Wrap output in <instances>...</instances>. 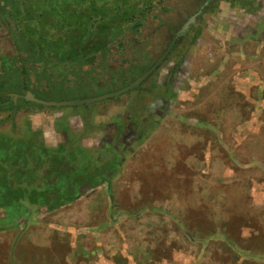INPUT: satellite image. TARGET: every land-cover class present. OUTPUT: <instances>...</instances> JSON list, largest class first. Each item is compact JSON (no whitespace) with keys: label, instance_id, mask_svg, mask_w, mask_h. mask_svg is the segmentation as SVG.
I'll return each mask as SVG.
<instances>
[{"label":"rangeland","instance_id":"rangeland-1","mask_svg":"<svg viewBox=\"0 0 264 264\" xmlns=\"http://www.w3.org/2000/svg\"><path fill=\"white\" fill-rule=\"evenodd\" d=\"M3 1L0 52H41V58L29 61L41 68L28 85L35 84L31 90L37 99L80 100L126 86L124 79L114 88L98 86L94 71L92 77L88 74L95 70V52L101 49L98 39L104 42L106 37L94 34L96 40L90 48L78 44V39L62 41V34L48 35L39 47L27 26H54V19L48 15L38 25L24 22L30 1L16 0L18 7L13 12L18 19L10 16ZM159 3L134 0L135 6L129 10L134 15L117 27L118 36ZM246 8L224 0L201 18L193 32L196 39L190 41L189 56L173 57L158 75L163 78L169 68H177L175 87L165 95L161 85L156 86L152 94L157 99L142 94L143 107L138 109L144 108V112L131 113L128 94L91 104V125L84 118L82 112L87 110L83 106L73 108L77 112L70 119L60 117L56 110L43 109L60 117L56 130H64L67 124L76 134L83 130L79 136L83 148L117 147L121 157L117 162L109 159L113 162L109 168L117 170L108 181L94 186L96 189L81 182L82 176H75L76 182H72L70 175L51 167L43 155L42 124L34 131L23 112L21 119L18 116L4 123L13 122L12 131L19 134L0 133V214L24 220L19 221L23 225L19 234H10L4 246L0 241V264H25V259L29 264H264V102L259 101L264 91L257 88L263 85L264 40L253 36ZM260 11H264V0ZM109 23L113 27L111 21L104 24ZM58 26L69 24L62 21ZM11 34L22 45H15ZM114 55L113 63L118 64L119 57ZM46 57H53V65L46 64L51 62H45ZM86 58L87 69L74 68ZM9 62L5 59L4 64ZM63 63L71 69L64 72ZM48 67L54 68L47 73ZM12 73H3L1 78L8 93L21 86L17 72ZM203 84L214 88L204 92ZM193 88H201L196 99L191 101L189 94L190 100H184L180 89ZM7 117L9 113H0V119ZM121 125L131 137L120 139L121 135L116 143ZM58 134L49 135L50 148L61 144ZM67 145L52 154L70 150ZM108 154L107 159L113 155ZM60 177L65 180L60 182ZM93 192L95 196L88 197ZM5 224L7 220L0 219V226Z\"/></svg>","mask_w":264,"mask_h":264},{"label":"flooded vegetation","instance_id":"flooded-vegetation-1","mask_svg":"<svg viewBox=\"0 0 264 264\" xmlns=\"http://www.w3.org/2000/svg\"><path fill=\"white\" fill-rule=\"evenodd\" d=\"M223 1L224 0H182V3H178L174 0H159L160 3L157 4L155 8L145 13L143 16L137 18V20L130 25L131 31L128 30V32H125L121 36H117L116 39L110 40V38L108 37L106 41L101 42L100 46L102 47L100 51L95 52L97 58L95 64H97V66H95L94 64L92 67H95V70L91 69L92 71H90L88 74H90V77H92V75H95L96 81L94 83L98 86H103V84H107L114 88L117 83L122 81V79L127 81L128 83L126 84V86H129L136 82L147 72H149V70L158 62V60L161 59L164 53L170 48L169 54L161 63L159 68L155 70L147 79H145L143 83H141L140 87L135 88L129 93H127L128 96H131L129 98V104L131 103L130 106H133L131 107V113H133V111L136 113H139V111L140 113L144 112V108L138 109L140 107H143V99L141 97L142 94L156 97V94L152 93L156 91V86L161 85V87L163 88V93L166 95L171 88L175 87L173 77H176V75L178 74L176 70L177 68H169L168 74H165V77L163 78L160 77L159 79L158 75L162 72L168 61H170L173 57L185 56L187 58L189 56L190 51L188 50V48L191 43L190 41L194 42L196 39L195 36H193V32L195 31L196 27L199 26V21L206 13H208L216 5ZM229 1L231 2L232 0ZM248 3L249 2L246 1V5H248ZM193 18L195 20L192 22ZM189 22L191 23L188 25V28L186 30H183L186 24ZM90 38L91 39L88 40L89 42L87 44L88 47L92 48V42L96 39L95 36H91ZM12 40L14 41V39ZM88 47L86 46L83 54L87 52L86 50H88ZM16 52L17 54H13L10 52L7 55H4L0 52V74L3 75V73H5V75H10L12 71L17 72L16 78L18 77L17 79L21 82V86L19 87L20 89L18 88L17 90L11 91L10 93L5 92V90H0V113H9V117H7V119H14L15 117L19 116L18 114L20 112H23V114H25V120L31 122L33 130H37L39 129L40 124L42 123L35 121L30 115V113H41L39 111H43V109L37 106L38 108L33 107V109L36 110H32V106L36 105H33L32 103L27 105L26 101L22 97H18L16 101H14V98H12L10 94L24 96L27 92H32V90L35 88V84L30 85V87L32 88L31 90V88H28V85L31 81L28 82V80L29 78H32L33 82L35 74H37V72L41 68H35L32 65L33 63H29L27 62V60L22 61V54L17 50ZM115 53H117V56L119 57V60L117 61L118 64L113 63ZM5 59H10L11 62L4 64ZM183 60L184 58H182V60L180 59L182 63L184 62ZM7 64H9L8 67ZM89 65L90 64L86 63L82 66L74 64V68L81 71V67L86 68ZM60 66L64 70V72L69 71V69H71L69 67V64L67 66L64 63ZM53 68L54 67H48L47 69L43 68V70L46 69L47 73H49L53 70ZM92 72L93 74L91 75ZM150 85H152L154 88L152 87L151 89ZM133 92L136 94H131ZM119 97L110 99L109 101L116 100ZM19 107L20 109L15 112V110ZM89 107L86 108L87 111H83L82 113L88 116V114L91 113L88 111ZM127 107L129 109V105H127ZM150 107L151 106L148 105L146 107V111L147 109H150ZM63 111V109L56 110L60 117H63L65 115L66 118L69 119L77 112L73 108L69 109L68 111ZM51 112H54V110ZM57 113L53 115L55 116L56 121L60 119ZM85 115L84 118L89 123V125H91V115L89 114L90 116L88 117ZM7 119H0V123L5 122L4 120ZM121 126H123V128L118 135V140L116 141V143L120 139H129V137H131L124 131V125ZM40 131H42L44 135L42 137L44 144L42 150L44 151H47L52 145H49L48 143L50 142L49 135L51 133L54 134L55 131L56 133L59 132V134L63 133L62 129H59L58 131L56 129L54 130L53 123H51L49 126H47V124H42V130ZM89 131H91V129ZM121 135L124 137H121ZM78 138L79 137H76L74 140H78L80 142V145H82L81 142L83 139ZM134 140H136V138ZM70 141L71 139H69V142ZM123 143L126 144L125 141H123ZM58 147L56 145V148ZM113 148L118 153L117 147L114 146Z\"/></svg>","mask_w":264,"mask_h":264},{"label":"trees","instance_id":"trees-1","mask_svg":"<svg viewBox=\"0 0 264 264\" xmlns=\"http://www.w3.org/2000/svg\"><path fill=\"white\" fill-rule=\"evenodd\" d=\"M29 1L30 3H29V7L27 8L28 11L26 13L24 22L27 21L28 23L31 24L34 23L38 25L41 24V18L47 17L48 15L51 19H54V26H27L30 27L29 31L32 32V34H34L35 38H37V41L35 42L37 45L39 44L42 45L46 40L45 38L48 35L57 36L61 34H62L61 38L63 39L62 41L78 39L77 41L78 44L81 42H83V44H87L89 42L87 38H90L91 36H95L94 34H98V35L100 34L101 36L99 37L103 38L104 36L106 37V40L108 37L110 38V40L116 39L118 36V33L116 32L117 27L122 26L123 24H125L126 21L128 22L129 21L128 17H133L134 13L129 12V10L132 11L133 7L135 6L134 0H29ZM246 1L249 2L248 5H246ZM231 2H238L242 6H246V7L250 6V0H232ZM33 3H38L40 5L34 6ZM3 6H5V8L10 9V10L7 9V12L10 14L11 17L18 19V17L13 12V9L18 7L16 5V0H5L3 1ZM107 20L111 21L113 27L111 26L110 23L107 25L104 24V23H108ZM62 21H64L66 24L68 23L69 26H58L59 23H61ZM80 23H82V25L89 24L91 26H80ZM95 25H99V26H95ZM60 30H63V33H61ZM128 30L131 31V26H129ZM81 38L85 40L81 41ZM16 39L14 40L15 45L18 46L22 45L23 42L19 39L17 40ZM98 42H100L101 45L102 42L101 39H98ZM78 44L76 43L73 44V46L72 45L71 46L73 48H76ZM73 48L70 47V50H73ZM18 51L22 54L21 56L23 57L21 59L22 61L27 60V62H29L32 59L38 57L41 58L42 56L41 52L40 51L38 52L37 49L35 55H30V54L28 55L26 53H23L24 51L22 50H18ZM55 56L57 57L56 53ZM52 58L53 57H46L47 60H45V62L51 61ZM61 59H63V57H61ZM85 63L89 64V59L86 58ZM85 63L84 60L80 59V63L76 62V65H80V64L83 65ZM46 64L53 65L52 61ZM1 78L2 75L0 74V79ZM1 82H0V90H4L5 89L4 84ZM37 106L41 109L45 108L44 106L36 105V107ZM19 109L20 107L17 108L15 112ZM53 110H57V109H53ZM13 120L14 119L10 118L4 121L8 122ZM67 144L68 145L66 147H69L70 150H65V149L57 150L56 154H52V150L63 148L59 146L58 148L55 149L49 148L47 151L43 150V155L48 159V162L51 164L52 168L58 167L61 169V172L64 175L67 174L70 175V178H73L72 182H76L75 176H82L83 179L81 180V182L84 181L90 182L93 186H97L102 184L103 181L105 180L108 181L110 174L114 175V173L116 172L117 169H115V166L112 169L109 168V166L112 167L113 162L115 161L117 162L119 156L118 153L114 150V148L111 147L110 145L105 148L89 150L83 148L78 140H73V141L71 140ZM109 151H111L113 155L109 156L110 158L107 159V155H109L108 154ZM109 159L113 160V162L112 161L109 162ZM106 161H108L110 164L109 163L105 164ZM44 171L45 174L50 173L48 172L47 169ZM91 172L94 173L92 174ZM72 175H74V177ZM70 178L69 181H71ZM62 179L65 180L64 178L61 177L58 178L60 182L62 181ZM78 187L79 186H77L76 188Z\"/></svg>","mask_w":264,"mask_h":264},{"label":"crops","instance_id":"crops-1","mask_svg":"<svg viewBox=\"0 0 264 264\" xmlns=\"http://www.w3.org/2000/svg\"><path fill=\"white\" fill-rule=\"evenodd\" d=\"M261 4H262V0H250V6L248 8H246L247 10L246 9L245 10L250 13V29H251V32H252L253 36H255V38L257 37V39H263L264 40V11H260L261 10ZM260 74H261V80H262V84L263 85H259L258 84L257 88L260 91H264V68H260ZM203 85L204 86H201V87H202L204 92L210 91L211 88H214L213 85H210V86H206V84H203ZM200 89L201 88H197L196 90H194V88H193V90H186V89H180V90H182L181 94H184L183 97L186 98L184 100H190L188 97H189V94H191V96H192L191 101H194L196 99V96H198V93L201 91ZM259 101H260V104L263 103L264 102V98L261 97L259 99ZM30 115L33 117V119L35 121L41 122L43 125L47 124V126H49L51 123H53L54 130L56 129V118L55 117H54L55 119H53V122L50 123V121H51L50 119L53 118L52 116L55 115V113H48V112L46 113V111H42L41 113L31 112ZM22 117H24V115L21 114V112H20L19 113V119H21ZM63 117L66 118L65 115ZM11 124H7L5 126H4V123L0 124V133L5 134V135L6 134H9V135L14 134L15 136H17L19 134V133H16L18 130L15 133H13L12 127H14L15 125H14L13 122H11ZM8 128H10L11 130L9 131ZM159 129H161V128H159ZM34 131H33V133H37V132H34ZM82 131H80L79 134H76L74 129L72 130V127H71L70 124L66 125L65 129L62 131L63 133L60 134V137L62 138V141L60 143L62 145L67 144L69 142V139H71V140L73 139L74 140L76 137H79L80 134L82 133ZM96 132L97 131L95 129V133ZM39 133H43V132L39 131ZM92 133H94V132H92ZM137 142L138 141L136 140L134 145ZM137 149H138V147H137ZM118 156L121 157V155H118ZM250 168H252V165H250ZM86 184L90 185V188L96 189V187L94 188V186L91 183L86 182ZM133 185H136V184L133 183L132 186ZM139 185L140 184H137V187H139ZM4 190L5 191L3 193H5V195H8L7 194V190L6 189H4ZM94 196H95L94 192L88 195V197H90V198H92ZM78 199L80 201L81 197L78 198ZM8 217H9V215H8ZM8 217L6 215L0 214V219L7 220V224L0 226V230H2V231H0V241L3 242L2 243L3 246L7 244L6 242L9 239H11V237H9L10 234L11 235L13 234L12 237H15V234H19L20 231L23 228L22 224L19 225L20 219L24 220L23 217H18V218L13 217V216H11L9 218ZM35 224H37V223H35ZM12 228H14V229H12ZM3 229H7V231L3 230ZM12 230H15V231L13 232ZM21 262H23V261H21ZM27 263H28V261H27V259H25V264H27ZM30 263L32 264L33 262L31 261Z\"/></svg>","mask_w":264,"mask_h":264},{"label":"water","instance_id":"water-1","mask_svg":"<svg viewBox=\"0 0 264 264\" xmlns=\"http://www.w3.org/2000/svg\"><path fill=\"white\" fill-rule=\"evenodd\" d=\"M194 20L195 19L193 18L192 22ZM190 23L191 22L187 23L183 30H186ZM169 51H170V48L164 53L161 59L158 60V62L149 70V72H147L145 75L139 78L136 82L120 90H117L115 92L103 94V95L92 97V98H85V99L73 100V101H60V102L44 101V100L37 99L31 91L27 92L24 96H20L17 94L16 95L10 94V96L14 98V101H16L18 97H22L26 101L27 105L32 103V104L44 106L45 108H50V109H63L67 107L75 109L80 106L88 108L93 103H98V102L110 100V99L125 95L129 93L130 91H132L133 89L140 87L141 83H143L145 79H147L155 70L159 68L161 63L165 60V58L169 54Z\"/></svg>","mask_w":264,"mask_h":264}]
</instances>
